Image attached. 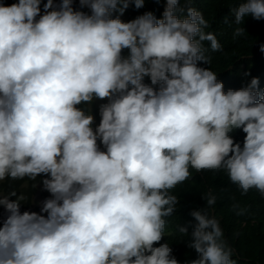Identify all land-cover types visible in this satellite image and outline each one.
I'll return each instance as SVG.
<instances>
[{"label": "clouds", "instance_id": "9594fccd", "mask_svg": "<svg viewBox=\"0 0 264 264\" xmlns=\"http://www.w3.org/2000/svg\"><path fill=\"white\" fill-rule=\"evenodd\" d=\"M75 3L0 2V264H179L162 241L180 204L174 190L193 171L224 173L241 196L264 197L259 79L225 91L198 66L210 64L206 42L213 52L221 45L202 12L177 15L180 0H166L162 19L146 12L129 22L120 17L145 0H79L90 15ZM232 13L237 25L264 20V0H241ZM95 100L108 103L94 129L83 105ZM41 175L53 197L47 215L22 212L26 197L4 184ZM203 199L190 213L197 258L187 264H237L214 214L217 195Z\"/></svg>", "mask_w": 264, "mask_h": 264}, {"label": "trees", "instance_id": "16d2710c", "mask_svg": "<svg viewBox=\"0 0 264 264\" xmlns=\"http://www.w3.org/2000/svg\"><path fill=\"white\" fill-rule=\"evenodd\" d=\"M6 6L18 2V0H0ZM46 3L47 0H44ZM59 3V0H55ZM241 0H180L178 6L183 11L177 12L178 16H187L189 8H195L203 13L209 23L207 32L214 33L221 45V51L213 52L210 49V42L205 43L208 48L206 55L210 57V64L200 62L198 66L210 68L214 71L218 80L225 85V91L240 90L247 87L253 78L259 79V90L264 94V20L257 21L251 16L245 17L243 24L237 25L232 9L239 6ZM166 7V0H145V6L136 9L131 5L120 19L124 22L134 20L146 12H153L157 19H162V13ZM43 12V4L41 5ZM74 8L90 15L88 8H81L79 0H76ZM119 15L114 14V17ZM227 18V23L225 19ZM39 19V18H37ZM237 27H243V36L235 37L234 31ZM129 50H124L123 56L127 57ZM146 84H151L149 78H145ZM108 103L107 100H95L92 105H83L86 111L95 117L93 128H97L101 121L100 107ZM245 134L238 131L234 134V139L238 143H243ZM101 150H105L101 144ZM49 178L44 175L35 181L23 180L16 182H6L4 184L5 194L15 191L17 196L24 195L26 199L22 201L21 211H32L36 209L40 214L43 202L53 198L49 192L44 190L43 180ZM209 190L217 195V204L214 214L220 220L221 227L225 232L230 245L236 250L233 257L237 264H264V197L256 191L249 192L246 196H241L240 192L224 173L204 172L196 173L193 171L192 179L178 186L174 194L180 199L178 210L168 218L165 229L166 237L162 243L168 242L172 245L173 254L178 259L179 264H187L188 261L197 258V253L189 247L191 232L196 221L190 215L193 210L206 207L203 199ZM15 200L16 197H11ZM233 204H239L241 208H247L245 215L238 216L233 210ZM0 216L6 213L0 208ZM178 225L188 227V236L180 233ZM159 246V245H157ZM176 247V248H175Z\"/></svg>", "mask_w": 264, "mask_h": 264}, {"label": "rangeland", "instance_id": "374dc122", "mask_svg": "<svg viewBox=\"0 0 264 264\" xmlns=\"http://www.w3.org/2000/svg\"><path fill=\"white\" fill-rule=\"evenodd\" d=\"M31 212H36V213L40 214V211H38L36 209H33Z\"/></svg>", "mask_w": 264, "mask_h": 264}, {"label": "bare ground", "instance_id": "6f19581e", "mask_svg": "<svg viewBox=\"0 0 264 264\" xmlns=\"http://www.w3.org/2000/svg\"><path fill=\"white\" fill-rule=\"evenodd\" d=\"M170 222V221H169ZM176 248V247H175Z\"/></svg>", "mask_w": 264, "mask_h": 264}]
</instances>
